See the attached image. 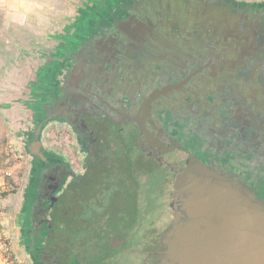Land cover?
Masks as SVG:
<instances>
[{
  "label": "flooded vegetation",
  "instance_id": "obj_1",
  "mask_svg": "<svg viewBox=\"0 0 264 264\" xmlns=\"http://www.w3.org/2000/svg\"><path fill=\"white\" fill-rule=\"evenodd\" d=\"M141 2L48 0L27 13L35 23L19 19L40 35L19 27L26 70L1 89L0 111L27 158L12 214L31 264H159L187 221L175 181L191 166L264 207V35L222 22L225 32L208 28L191 44L203 60L178 43L169 56ZM53 35L77 43L67 51ZM233 35L251 40L241 56L207 51L228 50ZM216 36L226 43L213 47Z\"/></svg>",
  "mask_w": 264,
  "mask_h": 264
},
{
  "label": "water",
  "instance_id": "obj_2",
  "mask_svg": "<svg viewBox=\"0 0 264 264\" xmlns=\"http://www.w3.org/2000/svg\"><path fill=\"white\" fill-rule=\"evenodd\" d=\"M137 10L156 23V30L162 35L154 36L152 43L162 45L157 52L169 56L178 53L170 49L169 43L187 45L186 50L198 56V49L191 44H197L195 39L207 33L208 28L211 32L212 28L225 32L220 30L222 22L229 24L234 35L241 28L248 35H264V2L144 0ZM234 35L228 41V50L207 51L229 59L241 56V50L251 40L245 35ZM209 42L213 47L226 43L221 36ZM198 58L204 59L200 55ZM175 189L183 201L187 221L175 223L168 233L159 264H264V207L253 192L199 165L179 175Z\"/></svg>",
  "mask_w": 264,
  "mask_h": 264
},
{
  "label": "rangeland",
  "instance_id": "obj_3",
  "mask_svg": "<svg viewBox=\"0 0 264 264\" xmlns=\"http://www.w3.org/2000/svg\"><path fill=\"white\" fill-rule=\"evenodd\" d=\"M35 1L0 0V91L14 85V79L11 78L13 73L19 80L26 70L25 62L20 60L22 54L26 53L21 50L23 44L17 42L24 38L19 29L22 23L19 19L21 20L24 13L29 23L33 22L32 18H37L35 15H29L31 7L28 5L36 4ZM45 1L48 0H39L40 6L46 3ZM66 1L68 0H63V3ZM61 4L62 2H60ZM29 23L21 26L22 30L31 35L29 37L31 39L39 37L40 33L35 29L34 24ZM68 29L64 28L62 33H67ZM67 37L68 35H65V37L53 35L50 39L68 43L69 45L64 49L70 51L71 45L77 43V39L72 38L68 41ZM1 75L4 77L1 78ZM15 134L9 121L0 111V239L7 247L6 251L2 253L3 260L6 261H0V264L4 262L9 264H31L30 261L19 257L16 250L17 239L12 208L14 197L21 188L27 171V158L23 149L18 145ZM129 261V257L122 256L119 259V264H128Z\"/></svg>",
  "mask_w": 264,
  "mask_h": 264
},
{
  "label": "built area",
  "instance_id": "obj_4",
  "mask_svg": "<svg viewBox=\"0 0 264 264\" xmlns=\"http://www.w3.org/2000/svg\"><path fill=\"white\" fill-rule=\"evenodd\" d=\"M6 249H7V247H6V245H5V243L0 239V261H6V260H3L4 258H3V255H2V253H4L5 251H6ZM2 264H9L8 262H4V263H2Z\"/></svg>",
  "mask_w": 264,
  "mask_h": 264
},
{
  "label": "crops",
  "instance_id": "obj_5",
  "mask_svg": "<svg viewBox=\"0 0 264 264\" xmlns=\"http://www.w3.org/2000/svg\"><path fill=\"white\" fill-rule=\"evenodd\" d=\"M35 1V0H34ZM35 2H37V3H39V0H36ZM22 6V5H21ZM29 7H33L34 5H31V4H29L28 5ZM37 8H38V10H35V11H33V9H31L33 12H38V11H40V4H37ZM38 14V13H37Z\"/></svg>",
  "mask_w": 264,
  "mask_h": 264
}]
</instances>
